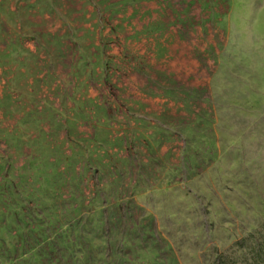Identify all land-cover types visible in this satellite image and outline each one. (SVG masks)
I'll return each mask as SVG.
<instances>
[{"label":"rangeland","instance_id":"rangeland-1","mask_svg":"<svg viewBox=\"0 0 264 264\" xmlns=\"http://www.w3.org/2000/svg\"><path fill=\"white\" fill-rule=\"evenodd\" d=\"M263 227L264 0H0V264H215Z\"/></svg>","mask_w":264,"mask_h":264},{"label":"trees","instance_id":"trees-1","mask_svg":"<svg viewBox=\"0 0 264 264\" xmlns=\"http://www.w3.org/2000/svg\"><path fill=\"white\" fill-rule=\"evenodd\" d=\"M251 243L243 247V258H234L230 255L220 256L215 264H264V227L261 232L253 235ZM248 241H244L243 244Z\"/></svg>","mask_w":264,"mask_h":264}]
</instances>
